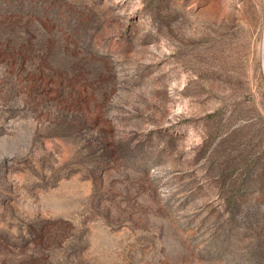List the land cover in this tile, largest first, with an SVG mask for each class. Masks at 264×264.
I'll use <instances>...</instances> for the list:
<instances>
[{"label": "rangeland", "instance_id": "1", "mask_svg": "<svg viewBox=\"0 0 264 264\" xmlns=\"http://www.w3.org/2000/svg\"><path fill=\"white\" fill-rule=\"evenodd\" d=\"M0 264H264V0H0Z\"/></svg>", "mask_w": 264, "mask_h": 264}]
</instances>
